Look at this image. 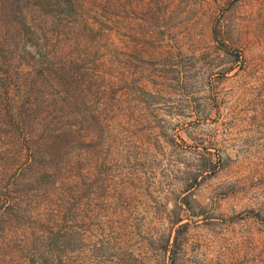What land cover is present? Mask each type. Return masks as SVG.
<instances>
[{
  "label": "trees",
  "instance_id": "obj_1",
  "mask_svg": "<svg viewBox=\"0 0 264 264\" xmlns=\"http://www.w3.org/2000/svg\"><path fill=\"white\" fill-rule=\"evenodd\" d=\"M191 2L0 0V264H70L86 235L91 255L102 254L106 236L93 227L102 213L131 207L127 184L153 171L148 156L164 125L143 112L150 91L129 95L120 64L152 57L148 38L180 34V42L191 28L184 15ZM212 11L205 26L223 43L224 13ZM136 12L144 32L130 45L124 32L133 25L125 20ZM153 61L144 76L181 84V66ZM223 116L216 124L225 133Z\"/></svg>",
  "mask_w": 264,
  "mask_h": 264
},
{
  "label": "rangeland",
  "instance_id": "obj_2",
  "mask_svg": "<svg viewBox=\"0 0 264 264\" xmlns=\"http://www.w3.org/2000/svg\"><path fill=\"white\" fill-rule=\"evenodd\" d=\"M191 1L184 14L191 28L180 42V34L148 38L152 57L120 64L129 95L150 91L143 112L164 124L148 156L153 171L128 181L129 209L102 213L103 224L93 227L106 236L102 254L91 255L86 235L70 264H264V0ZM212 10L224 13L223 43L205 26ZM125 21L133 45L145 23L139 12ZM152 58L181 66L186 86L144 76L157 67ZM214 162L220 166L208 168Z\"/></svg>",
  "mask_w": 264,
  "mask_h": 264
}]
</instances>
